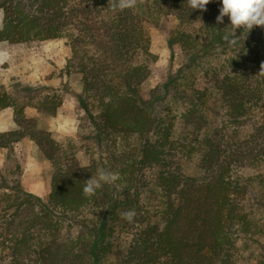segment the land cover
Here are the masks:
<instances>
[{
  "label": "trees",
  "instance_id": "obj_1",
  "mask_svg": "<svg viewBox=\"0 0 264 264\" xmlns=\"http://www.w3.org/2000/svg\"><path fill=\"white\" fill-rule=\"evenodd\" d=\"M220 6L145 0L113 12L108 0H0V42L70 46L91 139H56L0 86V110L12 107L16 123L0 132V148L28 136L53 169L44 201L0 174V264H236L244 237L258 242L264 264V220L245 210L247 187L236 177L264 164V27L237 30L228 46ZM165 15L177 20L168 45L181 62L147 89L150 28ZM59 104L44 96L33 106L53 115ZM98 169L121 178L85 197ZM149 193L152 216L142 213ZM130 209L134 220L121 219Z\"/></svg>",
  "mask_w": 264,
  "mask_h": 264
},
{
  "label": "rangeland",
  "instance_id": "obj_2",
  "mask_svg": "<svg viewBox=\"0 0 264 264\" xmlns=\"http://www.w3.org/2000/svg\"><path fill=\"white\" fill-rule=\"evenodd\" d=\"M176 23L172 15H165L150 28V50L155 58L146 82L147 89L163 82L181 62L179 52L175 50L173 54L168 45V32ZM71 56V48L63 38L45 40L39 44L0 42V86L17 103H24L26 115L51 131L56 139H71L76 146H85L91 143L87 129L89 121L77 100L82 86L79 74L69 66ZM44 96L60 102L55 114H43L33 106ZM15 127L14 109L8 107L0 110V132ZM76 156L80 162L84 161L82 147ZM196 163L195 157L187 161L186 171L194 172ZM52 171L50 160L28 136L14 143L10 149L0 148V174L9 183L16 179L22 190L43 201L50 190ZM236 177L247 187L243 198L245 210L253 219L264 220V164L241 170ZM144 198L142 213L152 216L155 212L154 196L149 193ZM261 257L257 241L247 237L241 239L236 264H259Z\"/></svg>",
  "mask_w": 264,
  "mask_h": 264
},
{
  "label": "clouds",
  "instance_id": "obj_3",
  "mask_svg": "<svg viewBox=\"0 0 264 264\" xmlns=\"http://www.w3.org/2000/svg\"><path fill=\"white\" fill-rule=\"evenodd\" d=\"M186 2L192 10L206 11V6L211 0H186ZM144 3L145 0H108V5L113 12L135 9L138 4ZM220 4L216 22L222 24L224 18L228 17L230 31L222 36V40L228 46H235L238 43L237 30H245L249 33L254 27H264V0H220ZM3 18V10H0V31L4 28ZM260 74L264 75V64L261 65ZM87 166L86 164L80 165L81 168ZM120 178L119 173L107 169H98L95 177L91 176L85 180L83 194L85 197H92L104 184L112 185ZM119 215L121 219L132 222L137 213L134 209H130L121 212Z\"/></svg>",
  "mask_w": 264,
  "mask_h": 264
}]
</instances>
